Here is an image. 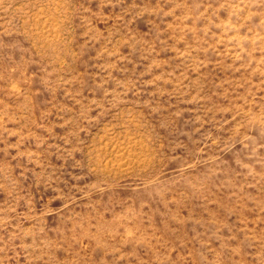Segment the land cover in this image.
I'll return each instance as SVG.
<instances>
[{"label": "clouds", "instance_id": "1", "mask_svg": "<svg viewBox=\"0 0 264 264\" xmlns=\"http://www.w3.org/2000/svg\"><path fill=\"white\" fill-rule=\"evenodd\" d=\"M0 264H264V0H0Z\"/></svg>", "mask_w": 264, "mask_h": 264}]
</instances>
